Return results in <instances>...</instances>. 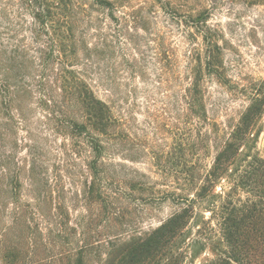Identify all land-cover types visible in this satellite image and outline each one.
<instances>
[{
  "label": "trees",
  "instance_id": "16d2710c",
  "mask_svg": "<svg viewBox=\"0 0 264 264\" xmlns=\"http://www.w3.org/2000/svg\"><path fill=\"white\" fill-rule=\"evenodd\" d=\"M95 4L114 14V0H0V264H264V79L241 91L249 103L236 120L212 117L208 80L231 83L221 35L203 21V45L185 54L183 67L165 52L158 73L160 84L180 87L183 108V133L168 164L158 163L176 185L152 188L175 211L149 231L110 240L97 259L96 243L80 238L73 223L87 219L74 220L75 198L110 218L116 201L135 200L146 176L112 161L122 120L97 86L113 84H96L81 63L91 47L80 30ZM74 167L81 190L64 183Z\"/></svg>",
  "mask_w": 264,
  "mask_h": 264
},
{
  "label": "rangeland",
  "instance_id": "374dc122",
  "mask_svg": "<svg viewBox=\"0 0 264 264\" xmlns=\"http://www.w3.org/2000/svg\"><path fill=\"white\" fill-rule=\"evenodd\" d=\"M114 1L113 16L111 10L97 4L86 12L80 33L91 48L82 52L81 63L90 70L96 84H113L108 86L111 91L97 86L101 97L117 103L122 120L112 161L123 164L125 172L137 170L146 176L139 177L144 187L133 190L135 200L131 196L116 201V209L111 210L117 212L112 216L110 213V218L105 217L103 210L94 206L85 210L78 199L73 200L74 220L79 221L82 213L87 219L86 223L73 225L80 228L83 241L96 243L94 259L104 254L110 240L149 231L176 209V205L152 190L176 185L171 171L165 172L163 166L168 164L173 142L181 137L184 126L180 87L175 82L158 81L160 67L168 63L164 53L175 51L183 67L185 54L203 45L201 28L197 26L200 21L209 34L221 35L218 41L231 86L221 84L216 77L210 78L207 85L208 105L214 115L211 116L222 124L236 120L248 105V97L241 92L244 87L264 79V0ZM97 45L102 50L99 53H95ZM258 150L264 157V132L259 137ZM57 151L62 152L55 145L54 152ZM212 155L213 151L206 163H211ZM75 159L83 165L82 159ZM77 168L73 178L70 174L65 176L64 183L81 190L83 178ZM46 253L41 252L36 258Z\"/></svg>",
  "mask_w": 264,
  "mask_h": 264
}]
</instances>
